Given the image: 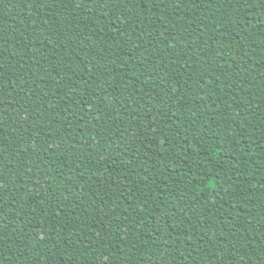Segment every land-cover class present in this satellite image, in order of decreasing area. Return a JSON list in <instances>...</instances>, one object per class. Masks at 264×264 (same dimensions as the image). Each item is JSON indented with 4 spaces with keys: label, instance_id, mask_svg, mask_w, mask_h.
Masks as SVG:
<instances>
[{
    "label": "trees",
    "instance_id": "trees-1",
    "mask_svg": "<svg viewBox=\"0 0 264 264\" xmlns=\"http://www.w3.org/2000/svg\"><path fill=\"white\" fill-rule=\"evenodd\" d=\"M0 264H264V0H0Z\"/></svg>",
    "mask_w": 264,
    "mask_h": 264
}]
</instances>
